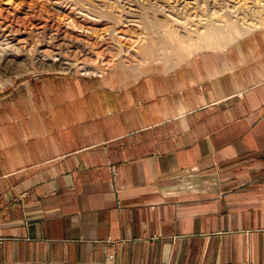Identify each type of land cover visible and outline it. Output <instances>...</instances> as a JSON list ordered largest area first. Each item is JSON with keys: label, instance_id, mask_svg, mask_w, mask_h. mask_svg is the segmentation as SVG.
<instances>
[{"label": "crops", "instance_id": "crops-1", "mask_svg": "<svg viewBox=\"0 0 264 264\" xmlns=\"http://www.w3.org/2000/svg\"><path fill=\"white\" fill-rule=\"evenodd\" d=\"M20 91L0 95V264H264V25Z\"/></svg>", "mask_w": 264, "mask_h": 264}, {"label": "rangeland", "instance_id": "rangeland-1", "mask_svg": "<svg viewBox=\"0 0 264 264\" xmlns=\"http://www.w3.org/2000/svg\"><path fill=\"white\" fill-rule=\"evenodd\" d=\"M263 25L264 0H0V95L46 76L172 66L177 51Z\"/></svg>", "mask_w": 264, "mask_h": 264}, {"label": "bare ground", "instance_id": "bare-ground-1", "mask_svg": "<svg viewBox=\"0 0 264 264\" xmlns=\"http://www.w3.org/2000/svg\"><path fill=\"white\" fill-rule=\"evenodd\" d=\"M226 37V36H224ZM223 38V37H221ZM216 39V38H215ZM227 42L226 38H223L222 40H218L217 42H214L212 44H210L211 47H215V48H220L223 47ZM225 43V44H224ZM215 45V46H214ZM183 50V49H182ZM182 50H180L179 52L177 51V54H175L177 56V58H174L175 60H177L178 58L181 59L183 57V53ZM176 53V52H175ZM153 54V53H152ZM154 55V54H153ZM174 57V56H173ZM177 63V61H175ZM165 64V63H164ZM174 64V63H173Z\"/></svg>", "mask_w": 264, "mask_h": 264}, {"label": "built area", "instance_id": "built-area-1", "mask_svg": "<svg viewBox=\"0 0 264 264\" xmlns=\"http://www.w3.org/2000/svg\"><path fill=\"white\" fill-rule=\"evenodd\" d=\"M112 173H113V174H116V170H115V169H112Z\"/></svg>", "mask_w": 264, "mask_h": 264}]
</instances>
